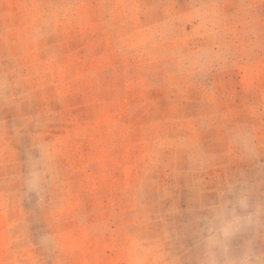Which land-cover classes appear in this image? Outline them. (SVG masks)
I'll list each match as a JSON object with an SVG mask.
<instances>
[{
  "label": "rangeland",
  "instance_id": "374dc122",
  "mask_svg": "<svg viewBox=\"0 0 264 264\" xmlns=\"http://www.w3.org/2000/svg\"><path fill=\"white\" fill-rule=\"evenodd\" d=\"M0 264H264V0H0Z\"/></svg>",
  "mask_w": 264,
  "mask_h": 264
}]
</instances>
